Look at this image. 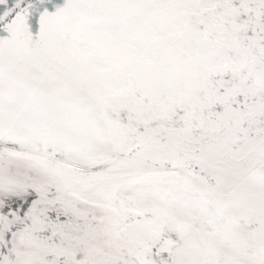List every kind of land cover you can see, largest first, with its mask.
<instances>
[{
  "label": "snow or ice",
  "instance_id": "obj_1",
  "mask_svg": "<svg viewBox=\"0 0 264 264\" xmlns=\"http://www.w3.org/2000/svg\"><path fill=\"white\" fill-rule=\"evenodd\" d=\"M0 264H264V0H0Z\"/></svg>",
  "mask_w": 264,
  "mask_h": 264
}]
</instances>
